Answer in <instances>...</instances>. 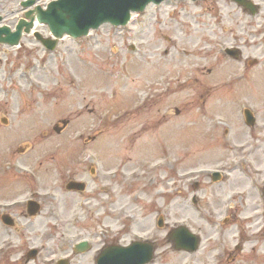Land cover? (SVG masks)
Instances as JSON below:
<instances>
[{
	"label": "rangeland",
	"instance_id": "374dc122",
	"mask_svg": "<svg viewBox=\"0 0 264 264\" xmlns=\"http://www.w3.org/2000/svg\"><path fill=\"white\" fill-rule=\"evenodd\" d=\"M255 1L253 17L231 0H167L52 51L33 34L0 44V264H26L31 248L28 264H96L104 245L136 239L156 244L151 264H264V133L243 115H258L264 84ZM20 2L0 0V14L17 20ZM229 45L258 60L246 76ZM72 177L87 189L67 191ZM37 193L36 216L1 221L2 207ZM179 225L200 236L197 251L175 248ZM84 239L92 249L74 254Z\"/></svg>",
	"mask_w": 264,
	"mask_h": 264
},
{
	"label": "water",
	"instance_id": "95a60500",
	"mask_svg": "<svg viewBox=\"0 0 264 264\" xmlns=\"http://www.w3.org/2000/svg\"><path fill=\"white\" fill-rule=\"evenodd\" d=\"M164 0H57L50 3L48 9L44 10L41 6L34 9L27 15L35 23L37 18L40 23H46L56 39L45 38L40 32H36V37L41 40L49 49H54L58 39L65 34L74 38H80L90 33L91 29L99 28L102 24L110 22L114 25H126L131 19L132 12L144 11L148 4H160ZM256 14L258 8L250 0H236ZM29 1L27 5L35 3ZM33 22L20 24L18 32L3 38L0 34V41L10 44H18L22 35V27L27 25L26 31L29 32ZM246 116L248 123L252 124L254 117L247 110ZM68 122H65V125ZM61 131V128L58 129ZM221 177L220 173L213 175L214 180ZM69 188L83 190L85 185L80 182H71ZM40 206L33 205L30 209L31 215H36ZM160 224H164L161 220ZM175 248L195 252L200 246V238L194 234L188 227L180 226L171 233ZM90 248L87 242L77 245L76 251L83 252ZM156 247L153 243L146 241H135L128 246H110L105 248L98 256V264H148L155 257ZM37 250L30 253V256H36ZM59 264H68L67 260H61Z\"/></svg>",
	"mask_w": 264,
	"mask_h": 264
},
{
	"label": "flooded vegetation",
	"instance_id": "af4514ba",
	"mask_svg": "<svg viewBox=\"0 0 264 264\" xmlns=\"http://www.w3.org/2000/svg\"><path fill=\"white\" fill-rule=\"evenodd\" d=\"M218 2H219V0H217ZM22 2V1H21ZM20 2V3H21ZM247 12V11H246ZM16 13V12H15ZM20 19L22 18L21 16L19 17ZM16 18H15V16L13 15V13H12V11H10V12H7V13H3V14H0V26H4V25H8V26H10L12 29H14V27H15V24H16V20H15ZM7 22H9V23H11V24H8ZM13 23H15V24H13ZM238 44H240V43H238ZM232 47H234V48H243L242 46H239V45H231ZM230 61V64H232L231 63V60H233V59H231V58H229V57H227ZM236 59H234V62H238V61H235ZM239 61L241 62V64H242V66L239 68V71H238V74H237V76L238 75H243V77L244 76H246L247 75V72L249 71V68H250V66L255 62V63H257L256 62V60H254L253 58H251L250 56H246V57H244V50H242V52H240V59H239ZM236 75V72L235 73H233L232 75H231V77L232 76H235ZM229 81L230 82H232L233 81V79H229ZM261 82H264V80H261ZM256 83H258V81H256ZM228 84V83H227ZM256 90H257V92H258V96L260 97V99H261V104H260V108H259V113H258V115L256 116V128H259L260 129V132H261V134H263L264 133V84H257L256 85ZM262 139V138H261ZM72 179H76L75 177H72L70 180H72ZM77 179H80V178H77ZM37 196L39 195L38 193L36 194ZM36 200H40L41 198H35ZM43 200H41V201H39V202H41V204L43 203L42 202ZM16 210H18V211H20V212H22V211H24V210H26V211H28V206H27V203L26 204H24L21 200H16L15 202H14V204H13V207H11V208H7V209H5L4 211L5 212H7V213H9V214H11L12 215V211H16ZM24 258L26 259V264H28L30 261L28 260V258H26L25 256H20L19 257V260L18 261H22V260H24Z\"/></svg>",
	"mask_w": 264,
	"mask_h": 264
},
{
	"label": "bare ground",
	"instance_id": "6f19581e",
	"mask_svg": "<svg viewBox=\"0 0 264 264\" xmlns=\"http://www.w3.org/2000/svg\"><path fill=\"white\" fill-rule=\"evenodd\" d=\"M37 25H39V23H37ZM29 63H30V61H29ZM250 215H251V214H250ZM253 216H256V214H254ZM253 216H252V217H253ZM249 218H251V217H249ZM246 219H247V217H246Z\"/></svg>",
	"mask_w": 264,
	"mask_h": 264
}]
</instances>
